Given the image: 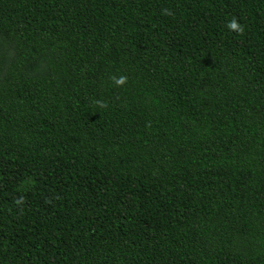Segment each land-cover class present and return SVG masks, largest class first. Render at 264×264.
Returning a JSON list of instances; mask_svg holds the SVG:
<instances>
[{
	"label": "trees",
	"instance_id": "16d2710c",
	"mask_svg": "<svg viewBox=\"0 0 264 264\" xmlns=\"http://www.w3.org/2000/svg\"><path fill=\"white\" fill-rule=\"evenodd\" d=\"M0 264H264V0H0Z\"/></svg>",
	"mask_w": 264,
	"mask_h": 264
},
{
	"label": "clouds",
	"instance_id": "9594fccd",
	"mask_svg": "<svg viewBox=\"0 0 264 264\" xmlns=\"http://www.w3.org/2000/svg\"><path fill=\"white\" fill-rule=\"evenodd\" d=\"M230 27L232 29L239 31V32L243 31V28L236 23L235 19H233V21L231 22ZM112 79H113L114 83L118 86H123L127 82V77H125V76H120L119 78L112 77ZM101 106L106 107L107 105L101 104Z\"/></svg>",
	"mask_w": 264,
	"mask_h": 264
}]
</instances>
